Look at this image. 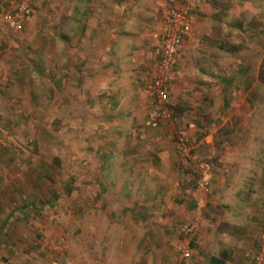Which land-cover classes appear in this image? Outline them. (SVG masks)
<instances>
[{"label":"rangeland","instance_id":"374dc122","mask_svg":"<svg viewBox=\"0 0 264 264\" xmlns=\"http://www.w3.org/2000/svg\"><path fill=\"white\" fill-rule=\"evenodd\" d=\"M36 1L30 20L18 29L0 26V264H85L96 248L107 245L106 232L120 225H108L106 214L115 215L121 205L116 200L122 201L121 198L127 200L130 214L136 210V214L149 215L150 211L164 218L172 200L186 202L196 190V180L175 146L180 135L188 139L198 158L213 166L207 190L198 189L204 197L212 195L218 203H224L216 212L223 221L216 228L222 233L214 239L215 249L227 253V264H250L251 256L264 249L260 238L264 229L263 44H257L261 54L256 70L257 74L261 65L263 83L257 81L253 88L244 90L248 78L241 76L239 69L245 65L247 50L243 41L247 33L261 28V34L250 41L261 43L264 22L248 17L245 25L250 30L243 32L227 28L229 19L225 16L208 33L209 39H202L201 31L212 27V22H204L203 18L211 13L202 8L193 12V37L172 77V87L173 82L181 80L184 92L169 93L170 116L155 128L146 125L151 104L148 96L143 114L130 122L126 140L118 147L124 152L149 155L150 158H142V153L138 163L151 162L160 174L166 166L170 169L172 162L163 155L168 157L172 151L177 155V177L172 181L177 186L162 188L156 184L159 176L153 174L151 183L138 184L137 191L109 190L101 189L97 172V165L103 160L101 150L106 148L99 144L97 136H108L117 126H92L91 119L89 124L83 120L75 123L67 110L61 115L56 112L60 124L54 123L53 100L59 98L53 93L57 57L70 47L67 43L74 25L70 23L71 0ZM172 1L178 2L168 0L165 6L173 5ZM17 2L0 0V12L12 11ZM221 41L232 45L234 53L228 55L217 49ZM229 74L234 77L231 87L219 93L221 83L213 76ZM197 91L202 100L197 101ZM179 101L188 110L186 123L180 122L173 109V103ZM85 112L79 110L77 120L93 113ZM109 148L114 151L115 146ZM162 158L168 160V165ZM169 169L163 173L164 179H170L165 182L168 185L173 174ZM51 196L54 199L47 203ZM26 204L30 206L23 210L22 205ZM106 204H110L109 210ZM177 209L179 212L182 207ZM146 221L142 220V225H153L154 229L167 223ZM92 230L98 231L96 238L92 237ZM113 237L115 242L114 234ZM184 247L178 253L181 258ZM200 256L205 264L206 255Z\"/></svg>","mask_w":264,"mask_h":264},{"label":"crops","instance_id":"0c3cea01","mask_svg":"<svg viewBox=\"0 0 264 264\" xmlns=\"http://www.w3.org/2000/svg\"><path fill=\"white\" fill-rule=\"evenodd\" d=\"M167 1L71 0L70 23L73 22L74 25L71 27L67 43L70 47L57 57L58 69L54 77L56 86L53 87V93L59 98L57 101L53 100V109L54 114L57 112L58 115L65 110L69 111L75 123L83 120L89 124L91 119L92 126H117L112 134L97 136L100 139L99 144L103 148L106 147L105 150H101L103 160L97 165V172L99 171L98 174L101 176V189L123 188L126 191L128 189L137 191L138 184L146 181L151 183L153 174L159 176L156 183L158 186L162 188L177 186L172 182L176 181L177 177L175 171L177 166L174 163L177 155L172 151H169L168 157L165 153L163 155L172 162L170 169L166 166L163 172L168 173V169L173 172L168 185L165 182L170 179L165 180L164 174H160L154 164L138 163V158L141 159L143 152L132 153L118 149L120 143L126 140L127 126L130 122L137 121L140 114H143L147 97L150 96L149 101H152L150 85L159 58L160 27ZM36 2L33 1V5ZM172 2L173 5L177 3ZM198 8L211 13L210 17L206 15L203 18L204 22L205 19L212 22V27L209 31H201L202 39H209L208 33H211L216 28L217 21H222L225 16L229 19V22L225 23L227 28L243 32L250 30L245 25L248 17L264 22V0H199L196 9ZM3 11L5 10L0 14ZM219 23L221 25V22ZM259 29L247 33L248 37L243 41L247 55L245 65H241L239 73L248 78L243 84L244 90L253 88L252 86L258 83L256 70L261 51L258 50L257 44L264 46V41L262 40L263 43L250 41L261 34ZM59 42L62 43V40ZM228 44L224 41L218 42L217 49L230 55L234 53V48ZM223 45H226L225 48H221ZM182 57L174 68L173 77ZM176 74L178 75L177 71ZM231 75L233 74L213 76L221 83L219 93L227 91L226 87H231L234 80ZM183 85L182 81L177 79L176 84L173 82L170 94H182ZM196 96L197 101L202 100L198 91ZM181 100L184 99L181 97ZM173 104L175 115L180 117V122L186 123L184 117L188 110L185 109V104L181 101ZM79 110L86 111L87 114L89 111L93 113L77 120ZM54 118V123L60 124V117L55 114ZM184 123L183 126L186 125ZM101 141H104V144ZM108 144L115 146L114 151L110 150ZM142 158L150 157L143 153ZM162 161L167 164L168 160L162 158ZM195 189L186 202L172 200L170 206L166 207L164 218L158 214L152 215L153 212L150 211L147 213L149 215L136 214V210L134 214H130L127 208L129 205H126L127 200H124L125 198H121L122 201L116 200L118 205L121 202L120 207L117 208L115 215L107 213L106 218L108 225L117 222H120V225L116 224L117 229L106 232L107 245L96 248L94 256L85 264H202L200 254L206 255L205 264H208L210 258H218L219 255L224 258V264L229 263L227 253L218 252L214 245L217 243L214 239L222 233L216 229L217 225L223 221L216 212L222 209L221 204L224 203H218L212 195L204 197L202 190L196 186ZM179 203L181 205L177 206ZM106 206L108 209L110 204ZM178 207H182L179 212ZM142 220H147V224L148 220L158 222L165 220L167 223L164 222L165 226L161 225L156 229L150 225V229L149 225H142ZM97 233V230H92V237L96 238ZM113 234L116 237L115 242ZM182 245L186 246L184 248L189 252L186 258L178 255ZM209 247L210 250L207 249Z\"/></svg>","mask_w":264,"mask_h":264},{"label":"built area","instance_id":"2783aa9c","mask_svg":"<svg viewBox=\"0 0 264 264\" xmlns=\"http://www.w3.org/2000/svg\"><path fill=\"white\" fill-rule=\"evenodd\" d=\"M198 3L199 0H178L173 6L164 7L159 37V58L150 85L152 101L146 112V125L151 128L157 127L162 120L170 116L167 101L172 87L173 72L193 37L192 14ZM32 4L33 0H18L12 11L7 10L0 14V26L9 25L13 29H18L20 24L30 20ZM175 146L181 158L191 163L193 176L197 179V187L204 191L207 190L202 180L209 176L211 163L195 162L189 154L187 139L182 135L177 138ZM260 238L264 242V229L260 232ZM263 254L262 247L260 251L251 256L250 264H262ZM188 255V249H184L182 258Z\"/></svg>","mask_w":264,"mask_h":264},{"label":"trees","instance_id":"16d2710c","mask_svg":"<svg viewBox=\"0 0 264 264\" xmlns=\"http://www.w3.org/2000/svg\"><path fill=\"white\" fill-rule=\"evenodd\" d=\"M261 70H262V68H261V65H260L259 71H258V73H257V81L259 82V84H262V83H263V75H262V73H261ZM148 108H149V107H148ZM147 110H148V109H147ZM213 140H215V138H213ZM187 142H188V146H189V149H190L189 154L191 155L192 159H193L195 162H196V161H205V162H208V161H206V160H204V159L198 158L197 154L195 153L194 148L190 145L188 139H187ZM190 147H191V148H190ZM181 159H182V158H181ZM183 162H186V164L188 165V170H189L188 172H189L190 175L192 176L194 182H195V180H196V182H197V179L193 176V172H192V169H191V163H189L187 159H183ZM208 163H209V162H208ZM211 164H212V163H211ZM212 168H213V166L211 167V171H212ZM44 170H45V169H44ZM211 171H210V173H209V176L206 177V178H204V179L202 180V181L206 184V187H208V182H209V178H210ZM45 172H47V171H45ZM48 172L50 173L51 171L49 170ZM195 186H197V183H196ZM64 188L66 189L67 192L70 191V188H68L67 186H65ZM197 188H198V187H197ZM50 199L53 200L54 198H53L52 196L49 197V200L47 201V203H51V202H52ZM41 205H43V203H41ZM29 206H30L29 204H26V206H25V205H22V207L24 208L23 210H27ZM11 211H13V210H11ZM10 215H11V213H10ZM6 220H7V219L5 218V221H6ZM3 224H4V223H3ZM208 264H224V258H223L221 255H219L218 258H210L209 261H208Z\"/></svg>","mask_w":264,"mask_h":264}]
</instances>
